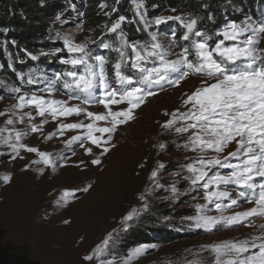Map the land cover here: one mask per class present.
<instances>
[{
    "label": "snow or ice",
    "instance_id": "obj_1",
    "mask_svg": "<svg viewBox=\"0 0 264 264\" xmlns=\"http://www.w3.org/2000/svg\"><path fill=\"white\" fill-rule=\"evenodd\" d=\"M132 2L136 19L128 20L120 15L110 25L103 26L105 35L116 34V41L104 42L101 37L99 47L115 52L117 55L114 61L105 55L93 53L89 44H96L95 40L87 38L77 43L73 34L60 32H56L55 39L63 42L62 47L50 52L42 50L38 55L23 49L32 61H38L41 56H55L60 64L69 66L53 73L51 78L34 70L28 73L17 72L9 58L7 67L17 74L21 85L11 88V98L16 103L9 110L0 112V116L8 117L5 126L0 128V148L8 149L11 159H24L22 152L35 154L38 159L32 160V164H42L53 171L57 169L58 159L66 158L25 144L23 141L31 134H39L46 140L58 139L73 154L76 147H79L87 155L94 156V146L101 150V155H105L115 147L112 139L118 128L134 120L135 110L150 97L157 95L158 89L165 90L169 85L179 87L181 81L196 76L200 78L201 86L191 94H184L186 98L183 99L182 107L186 111L177 109L171 113L165 112L164 115L170 118L161 124L166 132L186 135L185 142L177 144V147L198 154L185 166L189 175L183 179L190 184L187 191L203 189L207 204L213 205L220 213L217 216L208 215L211 209L200 205L197 207L198 214L191 219L195 227L208 232H212L218 224L251 226V218H264V49L259 47L264 37V21L257 23L248 17L242 23L228 22L210 35L198 27L196 18H186L183 14L149 18L144 0ZM101 7L107 5L102 4ZM115 11L117 9L113 7L112 12ZM171 11L175 12L176 9L172 8ZM61 16L62 13L56 15L55 20L63 24ZM169 21L178 22L184 30L180 40L176 39L175 30L167 43L161 41L157 32L148 31L153 25L160 26ZM125 22L142 26L137 27V31L148 32L149 39L143 43L129 41L122 28ZM83 30L82 25L77 26V31ZM214 37L217 39L212 42ZM177 48L179 52L175 51ZM65 51L66 56L59 55ZM173 55L175 59L171 58ZM19 63H24V60ZM4 69L5 65L0 63V71ZM25 84H44L45 87L40 90L43 94L37 91L21 94ZM0 87H6L3 80H0ZM61 89L62 95L68 99L54 98ZM3 98L0 96V100ZM72 100L79 103L73 104ZM94 104L103 105L105 111H90L89 108ZM113 106H117L115 110ZM81 116L84 119L78 122H65L67 118ZM37 117L42 118L39 123L35 122ZM49 118L59 123L55 132L44 136V125L49 123ZM17 124L25 127L17 128ZM68 132L76 134L63 139ZM233 142L236 145L235 151L223 155ZM166 147V144L159 143L161 150ZM0 155L4 153L0 152ZM233 159L240 163H231ZM91 164L100 165L101 159L93 158ZM164 167L163 163H158L151 172L149 178L154 187H162L158 177ZM217 168H229L232 171L229 175L212 172ZM257 178H260L259 182ZM11 179L10 174L3 176L5 183L11 182ZM228 185L240 189L237 197H232L226 187L222 188ZM91 187L89 184L82 191L87 192ZM167 190L171 193L169 199H178L183 194L175 182ZM75 195L74 191H65L56 203L66 205ZM241 199L255 206L246 211L224 215L238 207ZM140 200L144 202L143 209H133L124 216L116 235L132 227L141 211L148 209L146 196L141 195ZM225 200L229 203H223ZM260 227L264 228V224ZM115 242L114 235L109 233L84 260L95 259L97 264H116L114 259H102L110 253ZM146 247L134 249L131 256L141 255ZM211 251L215 253L214 264H264V236L238 242L225 241L211 246ZM124 264L129 262L125 261Z\"/></svg>",
    "mask_w": 264,
    "mask_h": 264
},
{
    "label": "rangeland",
    "instance_id": "obj_2",
    "mask_svg": "<svg viewBox=\"0 0 264 264\" xmlns=\"http://www.w3.org/2000/svg\"><path fill=\"white\" fill-rule=\"evenodd\" d=\"M68 1L60 0V3L63 5ZM120 3L121 0L113 7L118 9ZM171 9L167 6L164 10L160 9L162 12L159 16L183 14L178 8H175V12ZM231 9L233 16L238 18L236 23H242L248 17L255 20L254 15L248 13L246 5L238 4L235 9ZM82 10L69 19L61 16L63 24L55 18L50 19L51 30L55 33L73 34L77 43L84 42L87 38L97 41L96 34L102 32L103 36L105 30L99 23L85 20V12ZM261 21H264V15ZM172 22L175 21L167 23ZM78 25L83 26V32L77 31ZM162 25H153L149 30L157 32L161 41L167 43L171 33L165 34L161 29ZM182 32L183 30L175 33L179 39ZM176 39L178 40L177 37ZM57 41L63 44L62 41ZM91 45L89 44V48ZM259 47L264 49V37ZM55 48L57 47L45 51L50 52ZM179 50L177 48L175 51ZM40 51L34 54L38 55ZM47 58V62L52 58L59 62L55 56ZM171 58L175 59V56ZM61 70L63 68L59 69ZM0 80L6 85L0 87V96L4 97L0 100V112H5L16 103L15 99L11 98V88L19 85L14 84L4 70L0 71ZM200 86L199 77L189 76L181 81L179 87L171 86L172 89L150 97L144 105L135 110L134 120L118 128L112 139L115 147L105 155H101V150L94 146V156L87 155L84 149L79 147H76L73 154L58 139L46 140L35 133L27 137L23 142L28 146L66 158L58 159L56 171L42 164H32V160L38 159L35 154L22 152L24 159H11L10 151L0 148V152L4 153L0 155V231H3L4 244L26 245L30 259L39 264H97L95 259L86 261L84 257L112 233L115 245L102 259H114L116 264H124L125 261L129 264H214L215 253L211 251V246L225 241L238 242L264 236V228L260 227L264 224V218L260 217L251 218V226L218 224L212 232L195 227L191 219L198 214L197 207L200 205L211 209L207 212L208 215L217 216L220 213L213 205L207 204L203 189L187 191L190 184L183 179L189 175L185 166L198 154L177 147V144L182 145L185 142L186 135L178 136L166 132L161 128V124L170 118L164 115L165 112L171 113L177 109L186 111L182 107L183 99L186 98L184 94H191ZM44 87L42 84L35 87V90L24 88L21 94L32 91L43 94L40 90ZM62 91L61 89L56 92L54 98L68 99L66 95H62ZM71 103L79 101L72 100ZM113 107L115 110L117 106ZM89 110L96 113L105 111L103 105L98 104H94ZM7 118L0 116V128L5 126ZM41 119L37 117L35 122L39 123ZM83 119V116L70 117L65 122L73 123ZM58 123L59 121H51L49 118V123L44 125V136L55 132ZM16 127L23 129L25 125L17 124ZM75 134L68 132L63 139ZM159 143H164L167 147L161 150ZM235 149L233 142L223 155L226 156ZM96 157L101 159L100 165L91 164V160ZM230 162L240 163L236 159ZM158 163L165 165L158 177L162 187H154L149 178ZM227 169L229 168H217L212 172L229 175ZM9 174L12 177L11 182L5 183L3 176ZM257 181L259 182L260 178H257ZM173 182L183 193L175 200L169 199L171 193L167 190ZM89 184L92 185L89 191H82ZM224 187L231 192L232 197H237L239 191L234 185L222 186ZM65 191H74L76 195L66 205H58L56 202ZM141 195L146 196L148 209L141 211L132 227L116 235L124 216L133 209H143ZM223 203L227 204L229 201L225 200ZM254 206V203L249 204L241 199L238 207L230 209L224 215L246 211ZM141 246H147L145 251L132 257V251Z\"/></svg>",
    "mask_w": 264,
    "mask_h": 264
},
{
    "label": "trees",
    "instance_id": "obj_3",
    "mask_svg": "<svg viewBox=\"0 0 264 264\" xmlns=\"http://www.w3.org/2000/svg\"><path fill=\"white\" fill-rule=\"evenodd\" d=\"M257 0H144L145 8L149 18L160 15L164 7L178 8L187 18H196L198 27L206 30L210 35L224 25V19H232V9L238 4L246 5L248 13L254 14ZM117 0H80L78 7L75 0H69L61 5L60 0H0V61L5 65V73L14 82L19 84L16 73L8 69V63L14 64L17 72H21L30 64L35 66L30 58L23 51L37 53V51L62 47L63 44L55 40L56 33L51 30L52 18L62 13V18L69 19L75 13L85 12L84 19L89 22L99 23L102 28L105 24L110 25L118 16L123 15L128 20L136 19L134 15L135 5L132 0H121L117 11L112 12L113 5ZM102 4L107 7H101ZM71 6H74L71 8ZM179 6V7H178ZM105 13H111L106 15ZM212 19H209V17ZM137 24L125 22L122 25L126 38L129 41L143 43L148 37V32L137 31ZM6 29V31H5ZM168 27H166V30ZM175 33L180 31L175 26ZM150 31V30H148ZM51 37V38H50ZM99 37V38H98ZM103 37L104 42H115L116 34H96L97 41ZM216 39L214 37L213 41ZM12 41L16 43L13 44ZM101 42V40L99 41ZM211 42V43H212ZM181 43H184L181 41ZM5 47L7 54L5 53ZM9 54V57H8ZM47 57H41V63L46 62ZM24 60V63H19ZM1 90V89H0ZM2 92V91H1ZM0 92V93H1ZM5 92V91H3ZM0 182V186H1ZM3 231H0V264H39L29 257V250L26 245H7L3 241Z\"/></svg>",
    "mask_w": 264,
    "mask_h": 264
},
{
    "label": "bare ground",
    "instance_id": "obj_4",
    "mask_svg": "<svg viewBox=\"0 0 264 264\" xmlns=\"http://www.w3.org/2000/svg\"><path fill=\"white\" fill-rule=\"evenodd\" d=\"M132 162H133V161H132ZM132 166H133V163H132ZM132 166H129V167L131 168Z\"/></svg>",
    "mask_w": 264,
    "mask_h": 264
}]
</instances>
